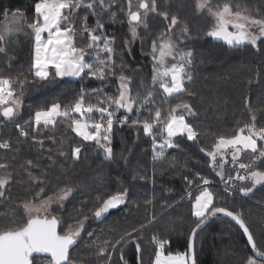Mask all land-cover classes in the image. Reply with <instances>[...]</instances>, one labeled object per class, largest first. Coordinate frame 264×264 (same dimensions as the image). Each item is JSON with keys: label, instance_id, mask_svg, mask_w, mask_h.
<instances>
[{"label": "snow or ice", "instance_id": "6c2138e0", "mask_svg": "<svg viewBox=\"0 0 264 264\" xmlns=\"http://www.w3.org/2000/svg\"><path fill=\"white\" fill-rule=\"evenodd\" d=\"M112 6V3H106L105 0H35L32 6L35 15L34 19L26 24V28L30 30L27 32L25 13L17 8L9 15L5 10V19L0 21V56L7 57V69L10 71L11 61L15 57L9 56L8 53L15 42L14 37L23 32L33 45L29 73L34 78L47 81L50 78L87 76L103 81L109 76H115L116 37L104 35L101 31L104 28L101 14L110 12L113 20L117 16V13L112 11ZM194 7L197 14H206L211 18L212 25L205 35L212 39L222 41L232 49L250 45L260 51L261 46H264V17L257 18L247 6L242 8L239 4H233L232 0H218L215 4L212 0H194ZM89 11L97 17L94 26L87 23ZM81 12H85L83 18L80 16ZM120 12L127 18L131 36V39H125V48H129L138 37L139 26L148 27L147 19L150 14H157L166 22L165 29L152 40L149 52L152 58V87H148L143 95L137 93L133 96L129 88L131 78L124 75V66L121 63V73L117 77V95H107L103 93V89H92L90 92L81 89L73 104L62 106L52 103L46 108L36 110L23 124L15 123L19 138H31L33 145H39L40 150H43L45 141L39 138L41 133L45 129H56L59 122L71 129L83 142L94 143L103 152L104 162L107 163L115 158L111 147L114 124H129L128 113L134 108L137 113L147 108L150 112L149 118L131 120L129 126L142 128L145 136L152 137L154 161L164 159L166 149L178 147L174 142L177 137H186L191 142L199 141L200 133L186 119L195 118L198 114L193 105L180 101L165 110L162 105L156 104L157 87L164 102L183 94L195 96V93L186 87V82H191L194 78L191 71L194 66V53L191 49H181V41L174 37L175 30L180 27V17L175 14L170 16L167 11H159L158 0H136L135 4L133 0H126V8H120ZM81 19L83 23L78 29L77 24ZM180 32L183 37L189 38L187 23L180 28ZM78 37L86 39L83 46L77 45ZM88 57L92 59L89 60ZM29 83L27 76L23 74L13 77L0 73V124L14 123L18 118L22 108L21 98ZM249 83L251 84V81ZM88 95L96 96V103L87 101ZM245 105L248 107L247 98ZM121 109L125 111V115L118 118L116 113ZM248 110L251 113L250 107ZM97 113L98 120L93 118ZM48 138L54 145L57 144L54 136ZM63 145L64 140L61 139L55 155L67 158V154L62 150ZM11 148L9 140L0 142V149ZM200 151L206 155L208 166L215 171L224 185V196H218L211 191V181L200 173H196L192 179L184 176L183 179L189 185H192L195 179L200 181L199 194L191 205V215L195 218V223L188 235L187 250L165 255L168 240L154 234L151 238V243L155 245L153 264H197L195 237L202 230V226L218 214L230 217L247 237V244L254 256H249L242 264H264V245L258 244L246 222L245 214L217 206L218 202L222 203L227 197L234 196L237 190L241 197H248L254 194L258 185H264V127H257L256 116L252 114L250 121L235 128L233 134L217 135L210 149L201 148ZM48 152L47 159L55 163L52 150L48 149ZM81 152V146H74L70 155L74 161H79ZM245 156L248 158L247 162H242ZM11 167L7 161L0 162V171L3 172L0 174V202L8 203L12 199L10 185L15 179V169L10 171ZM20 167L27 176V180L20 183H27L31 188L38 187L39 191L35 192L32 198L22 200L16 209L0 213V218L7 221L6 224L0 225V264H36L38 257H43L45 264H77L72 258L71 250L81 238L87 223L91 219L100 220L106 217L110 210L125 204L129 195V189L124 188L112 194L98 196L88 213L78 215L64 229L62 218L50 214L52 206L58 205L62 208L64 202L69 200L81 185L65 184L57 187L51 195H45L47 172L36 174L33 171L40 167L39 162L28 159ZM101 176L102 170L97 172L93 180L99 181ZM37 199L39 203L35 202ZM145 203L152 204V201ZM155 219L153 216L147 224L140 225L139 229L133 228L124 232L114 241H100L97 237L88 247L97 249V258L107 257L105 264H113V255L118 250L120 255L117 264H127L124 250L129 244H134L138 254L137 264H142L139 241L143 237L135 234L142 232ZM58 226L63 230L58 231ZM93 235V232L88 233L90 238Z\"/></svg>", "mask_w": 264, "mask_h": 264}, {"label": "trees", "instance_id": "16d2710c", "mask_svg": "<svg viewBox=\"0 0 264 264\" xmlns=\"http://www.w3.org/2000/svg\"><path fill=\"white\" fill-rule=\"evenodd\" d=\"M108 1L105 0L106 3H109ZM34 3L35 0H0V21L5 18V10L10 15L12 11L19 8L25 13V25L30 23L35 15L32 8ZM111 3L113 4V2ZM123 3L122 8H126V3ZM212 3L215 4L214 0ZM232 3L239 4L241 7L247 6L257 17H264V0H232ZM112 11L117 13L114 20L111 19L110 12L101 14L104 24L101 31L104 35L119 37V31L127 24V18L114 5ZM165 11L170 15L175 14L180 17V27L175 30L176 33L181 34L180 28L185 23L189 27V38H185L182 47L187 50L191 49L194 53V66L191 69L194 78L191 82H186V87L189 91L194 92L195 96L183 94L169 98L167 102H164L157 87L156 103L161 104L165 110L180 101H187L193 105L198 114L195 118L186 117V119L200 133L199 141L191 142L186 137H177L174 142L178 147L166 149L164 159L152 161L151 137L145 136L142 128L137 129L129 126L131 120L149 118L150 112L145 108L140 110V112L143 110L142 113H137L136 110L128 113L129 124H114L111 147L114 150L115 158L110 162H104L103 152L94 143L83 142L71 129L59 122L56 129L43 130L39 138L43 139L45 143L44 149L40 150L39 145H33L31 138L25 140L18 137L15 123L23 124L36 110L46 108L52 103H59L62 106L73 104L81 89H84L85 92H90L92 89H103V93L114 96L116 78H111L110 83L109 81L100 82L99 79L87 76L74 79L50 78L47 81H41L29 73L30 48L23 55H9L15 57L11 61L10 71L7 69V57L0 56V73L13 77L23 74L30 81L21 98L22 108L18 118L14 123L5 122L0 126V142L9 140L12 145L11 150L0 149V162H9L12 165L9 170L15 169V173H19L18 175L14 173L15 179L10 185L11 202H0V205H11V210H14L12 203L16 204L22 199L28 198L26 194L23 196L22 189L28 184L20 183L22 180H27V176L22 172L20 166L24 161L32 159L34 162L44 163L48 173L47 178L52 176L50 181L52 185L55 184L56 187H62L65 184L81 185L68 202L75 204L69 207L70 204L66 203V208L62 212L64 214L66 211H71L67 218L62 219L64 229L78 215L88 213L98 196L112 194L124 188L129 189L125 204L110 210L106 217L100 220L91 219L87 223L81 235L85 241V248L81 250L88 251V245L92 241L88 239L89 232H93L95 239L99 237L100 241L105 239L114 241L126 231H131L133 228L139 229L140 225L147 224L149 221L147 215L149 208H152L153 216L156 217L155 221L142 232L138 231L135 234L143 237L139 241L142 249V264H151L155 247L152 249L150 242L154 234L165 233L163 239L168 240L165 245L166 250L177 253L187 250L188 235L195 223V218L191 215V205L194 197L200 191L198 187L200 181L195 179L194 183L189 185L183 178L188 176L192 179L196 173H202L198 167L199 160H204L206 167L208 161L200 151L201 148L210 149L217 135H231L233 134L231 127L235 129L243 123L249 122L253 113L261 115L263 112L264 109L257 112L256 108L264 102V51H257L250 45L244 46L247 50L232 49L205 35L212 25V20L206 14L196 13L194 0H168ZM84 15L85 12L80 13L81 18ZM87 17L90 26L94 25L97 17L90 11L87 13ZM153 18L157 20L155 22L156 32L150 33L151 37L154 34L157 36L166 27L164 19H157L155 16ZM119 23L122 25L118 26ZM141 45L143 44L140 40H137L129 50L123 49L120 53L126 51L127 62H130L132 66L139 65L141 67L139 73L145 78V86L140 93L143 95L146 89L151 87L152 68L149 66L151 65L149 51ZM51 71L54 73V69ZM116 72L121 73L118 66ZM258 72L259 75H257ZM123 73H125L124 70ZM258 92L262 94L260 99ZM135 95L137 92L133 94V96ZM246 98L251 113L245 105ZM86 100L96 103L97 97L88 95ZM116 115L118 118L122 117L125 115V111L121 109ZM93 118L95 119V116ZM157 131L159 130L157 129ZM50 136L55 137L56 145L48 138ZM61 139L64 140L62 150L67 154V158L54 154L55 163H53L47 159L48 149L57 148ZM74 146L82 147L79 161H74L70 155V150ZM61 166L71 170V174H58L57 170ZM101 170V179L93 180V177ZM126 170L127 173H125ZM206 170H208L207 167ZM33 171L35 173L42 172L40 169H33ZM0 173L3 174L2 171ZM55 173H57L56 176H53ZM208 179L214 180L210 185V190L223 197L224 185L216 175L213 172H208ZM36 189L39 188L36 187ZM148 200H151L152 204H146L145 201ZM84 201L88 203H82ZM165 205H171V207H165ZM217 206L242 211L258 244L264 245V185H258L254 189V194H250L248 197H241L237 190L234 196L227 197L222 203L218 202ZM81 210L83 211L81 212ZM214 221L219 222L213 226V232L206 233L203 235L204 238L198 240L199 237H203L201 234ZM172 224L178 226L180 230H184L185 236L182 239H176L170 233ZM62 230L58 226V231ZM79 243L80 240L73 247L74 250ZM119 255L117 250L114 253L113 264H117ZM137 255L134 244H129L124 250L127 264H137ZM249 256H253V254L243 234L233 222L226 218H215L195 237L197 264H242V261ZM85 257L87 260H91L94 255L89 252ZM96 259L98 260L96 264H105L104 258L100 259L96 256Z\"/></svg>", "mask_w": 264, "mask_h": 264}, {"label": "rangeland", "instance_id": "374dc122", "mask_svg": "<svg viewBox=\"0 0 264 264\" xmlns=\"http://www.w3.org/2000/svg\"><path fill=\"white\" fill-rule=\"evenodd\" d=\"M122 0H120V1H116L115 0V3H113V5L116 7V8H118V9H120V8H122V6H123V2H125L126 3V0H124L123 2H121ZM167 1L168 0H158V3H159V11H165V9H166V7H167ZM109 3H111V2H113V0H109L108 1ZM135 2H136V0H133V3L135 4ZM218 2V0H214V3H217ZM163 5V6H162ZM243 8V7H242ZM249 9V8H248ZM249 11L253 14V15H255L254 13H253V11L251 10V9H249ZM5 12V11H4ZM3 12V13H4ZM121 13V12H120ZM11 15V14H10ZM169 15H170V13H169ZM85 16V15H84ZM153 16H155V18H157V19H163L162 17H160L159 15H157V14H150L149 15V17H148V19H147V25H148V27L147 28H145L143 25H141V26H139L138 27V29H137V31H138V37L132 42V44H131V46L137 41V40H140V42L143 44V45H141V46H144V48H145V50H148L149 52H150V50H151V43H152V40L153 39H155V34L151 37V35H150V33H154V32H156V23L155 22H157V20L156 19H154L153 18ZM171 16V15H170ZM257 18H261V17H257ZM5 19V18H4ZM4 19L2 20V21H4ZM83 23V19H81V21H80V23H78L77 24V28L79 29V27H80V24H82ZM88 23V22H87ZM88 25L90 26V24L88 23ZM95 25V24H94ZM94 25H92V26H94ZM118 26H120V25H122V23H119V24H117ZM161 28L163 29V27L161 26ZM164 30V29H163ZM230 30H231V28H230ZM25 31L27 32V31H30V30H28L27 28H26V25H25ZM103 33V32H102ZM111 37V36H110ZM113 37H116V35L115 36H113ZM174 37L176 38V39H178L179 41H181V43H180V48L181 49H183V50H187V48H184V47H182L183 45H182V43H183V41L185 40V37H183L180 33H174ZM125 39H131V36H130V32H129V25H128V23L126 24V26L124 25L123 27H122V30H120L119 31V37H116V40H115V43H114V48H115V52H116V62H117V66L120 68V65H121V63L123 64V70L125 71V73H124V75H126V76H128V77H130L131 78V80H130V84H129V88H130V91H131V94L133 95V94H136V92L137 93H141V91L143 90V88H144V86H145V78H143L142 76H141V74L139 73V71H140V66L139 65H136V66H132V64H130V62H127V60H126V58L125 57H127L128 58V56L127 55H125L127 52L126 51H124V52H122V53H120L121 52V50L123 51V49H125V50H129L130 49V47L129 48H125L124 47V41H125ZM212 39V38H211ZM14 40H15V42L12 44V46H11V48H10V50H9V53H8V55H23L24 53H26V51H27V49L28 48H30V59H29V62L31 63V58H32V55H33V45H32V43H31V41H30V38L28 37V36H26L23 32L22 33H20L18 36H16V37H14ZM212 40H214V39H212ZM215 41H218V40H215ZM221 43H223L222 41H220ZM86 43V39H81V38H77V45L78 46H83L84 44ZM224 44V43H223ZM226 45V44H225ZM227 46V45H226ZM238 50H247L245 47H241V48H239ZM260 50H263L264 51V47H262L261 46V49ZM149 52H148V54H149ZM123 53H124V56L122 57V55H123ZM119 54V55H118ZM151 57V56H150ZM224 57H226L225 55H224ZM88 59L89 60H91L92 59V57H88ZM118 59H120V60H118ZM208 61V60H207ZM207 61H204L205 63L207 62ZM151 68H152V58H151V65H149ZM121 69V68H120ZM120 74L118 73V72H116V74H115V76H109L108 78H106L105 80H103V81H106V82H108L109 81V83L111 82V78H116V81H115V88H114V94L115 95H117L118 94V92H117V89H118V87H119V82H118V80H117V77L119 76ZM67 78H72V79H74V78H78V77H67ZM100 82H102L101 80H99ZM150 84H151V87H152V79H150ZM106 84H108V83H106ZM99 85H102V84H99ZM110 85V84H109ZM253 91V90H252ZM261 93H259L258 92V96H259V99L261 98V96H262V94L260 95ZM114 95V96H115ZM157 104V103H156ZM157 105H161V104H157ZM264 109V102H262V104H260L257 108H256V111L257 112H259V111H262ZM123 110V109H122ZM134 110H135V108H134ZM154 108L152 109V111L154 112ZM143 112V110L140 112V113H142ZM254 114V113H253ZM255 116H256V124H257V127H264V110H263V112H261V115H257V114H254ZM2 124H0V126H1ZM231 130H234L232 127H231ZM230 132V131H229ZM230 134V133H229ZM159 139V138H158ZM152 144H153V141H152V137L150 138V152H151V154H153V151H152ZM49 149H51L52 150V154H55L56 153V149L57 148H53V147H51V148H49ZM203 155H204V157H206V155L204 154V153H202ZM230 158V157H229ZM206 159H207V161H208V158L206 157ZM247 157L245 156L244 158H243V160H242V162H247ZM199 165H198V167H199V169H200V171L202 172V173H200V175H202V176H205V177H207L208 178V172H213L215 175H216V173H215V171H213V169H211L209 166H208V163H209V161L207 162V164H206V167H207V169L208 170H206V167H205V161L204 160H199ZM40 164V167L39 168H37L38 170L40 169V170H42V172H47L46 171V166H44V163H39ZM43 168V169H42ZM130 168H131V166H130ZM66 171H68L67 173H65ZM57 173L58 174H65V175H67V174H71V170H69V169H67V167H65V166H61V167H59L58 168V170H57ZM57 173H55V175H53V176H56V174ZM125 173H127V170L125 171ZM1 174V173H0ZM36 174H40V171H38ZM204 174V175H203ZM233 175L235 174L234 172L232 173ZM47 175H48V173H47ZM51 177L52 176H50L49 178H47V180H48V184H47V186H46V193H45V195H51L55 190H56V188L58 187H56V185L54 184V185H52V183L50 182L51 181ZM216 177L220 180V178L216 175ZM211 181V180H210ZM214 180H212L211 181V183L213 182ZM221 182V181H220ZM238 184L240 183V182H237ZM24 189H22L23 191H24V194H23V196L26 194L27 196H28V198L27 199H30V198H32V196L34 195V193L35 192H37V191H39V189H36V188H31L30 186H29V184L28 185H26V186H24L23 187ZM199 194V191H198V193L196 194V195H198ZM74 196V195H73ZM73 196L69 199V200H71L72 198H73ZM134 197H136V198H138L137 196H134ZM22 200H25V199H22ZM21 200V201H22ZM69 200H67V201H65L64 202V206L61 208L60 206H58V205H53L52 206V209H51V215H57V216H60L62 219L63 218H67V216H69L70 214H71V211H66L64 214H62V212L65 210V208H66V203H68L69 202ZM193 200H195V197H194V199ZM20 201V202H21ZM20 202H18V203H12V208H15L16 209V206L20 203ZM36 203H39V200L37 199L36 201H35ZM68 204H70L69 205V207H72L75 203H72V202H70V203H68ZM68 207V208H69ZM11 210V205H7V204H5V206H2V205H0V213H7V212H9ZM20 211L22 212V209H20ZM147 212V211H146ZM147 215H148V219L149 220H151L152 219V217H153V212H152V208H149V210H148V212H147ZM155 216V215H154ZM67 220V219H66ZM217 222H219V221H214L213 223H211L209 226H208V228L201 234V236H203V235H205L206 233H212L213 232V226L214 225H216L217 224ZM7 222L6 221H4V219L3 218H0V225H4V224H6ZM70 224V223H69ZM171 232L170 233H172L175 237H176V239H182L185 235H184V230H180L179 229V227L178 226H176V225H171ZM153 233H155V232H153ZM164 235H165V233H163V234H159V236H160V238L161 239H163V237H164ZM200 238H204V236L203 237H199L198 238V240L200 239ZM88 239H91V240H95V237L93 236V237H88ZM80 243H79V245H78V247L74 250H72L71 251V253H72V258L73 257H75V261L77 262V264H96V262L98 261L97 259H96V255H95V253H96V251H97V249L96 248H94V247H88V251H83V250H81V249H84L85 248V246H84V243H85V241H84V239L81 237L80 239ZM149 242H150V240H149ZM151 243V242H150ZM197 243H198V241H197ZM154 247H155V245L154 244H152L151 243V248L152 249H154ZM89 252H91L93 255H94V257H92V259L91 260H87L86 259V257L85 256H87L88 254H89ZM167 253H173V254H175V253H177V252H175V251H172V250H166L165 249V255H167ZM73 255H75V256H73ZM154 256H155V253H154ZM154 256H153V258H152V260H151V264H153V259H154ZM113 259H114V255H113ZM104 260L106 261L107 260V257H104ZM36 264H45V259L43 258V257H38L37 258V260H36ZM115 264V263H114Z\"/></svg>", "mask_w": 264, "mask_h": 264}, {"label": "water", "instance_id": "95a60500", "mask_svg": "<svg viewBox=\"0 0 264 264\" xmlns=\"http://www.w3.org/2000/svg\"><path fill=\"white\" fill-rule=\"evenodd\" d=\"M118 207H119V206H118ZM118 207H117V208H118ZM115 209H116V208H115ZM218 217L226 218V219L230 220L231 222H233V223L238 227V229L241 231V233L243 234L242 229H240L239 226H238L234 221H232L230 217H226V216H224L223 214H218L216 217L210 218V220H209L204 226H202V228L205 227L209 222H211L212 220H214L215 218H218ZM243 236H244V234H243ZM244 238H245V240L247 241V237L244 236ZM248 246H249V245H248ZM249 248H250V250H251V252H252V254H253V256H254V253H253V251H252V249H251L250 246H249Z\"/></svg>", "mask_w": 264, "mask_h": 264}, {"label": "built area", "instance_id": "2783aa9c", "mask_svg": "<svg viewBox=\"0 0 264 264\" xmlns=\"http://www.w3.org/2000/svg\"><path fill=\"white\" fill-rule=\"evenodd\" d=\"M95 119H99V114L97 113L96 115H95ZM152 161H154V160H152Z\"/></svg>", "mask_w": 264, "mask_h": 264}]
</instances>
